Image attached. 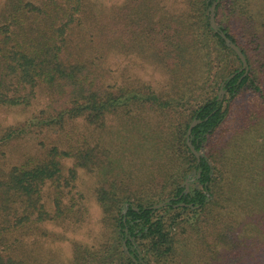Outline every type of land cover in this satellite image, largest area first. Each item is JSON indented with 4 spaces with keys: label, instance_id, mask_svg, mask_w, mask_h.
I'll return each mask as SVG.
<instances>
[{
    "label": "trees",
    "instance_id": "16d2710c",
    "mask_svg": "<svg viewBox=\"0 0 264 264\" xmlns=\"http://www.w3.org/2000/svg\"><path fill=\"white\" fill-rule=\"evenodd\" d=\"M179 1L183 10L161 17V0H126L111 16L92 10V0H0V108L29 106L37 89L48 98L32 120L5 130L0 150L26 127L63 131L83 120L102 128L125 109L126 122L150 110L161 116L154 130L124 135L138 165L125 172L117 158L106 169L97 201L111 229L99 244H74L72 264H263L264 63L254 64L264 49V0ZM221 34L243 54L246 73ZM141 37L170 73L164 92L106 81L110 48L130 50ZM193 121L188 140L198 157L186 145ZM59 148L26 156L0 176V264H31L29 231L52 219L43 187L56 186L59 216L76 169L96 163L95 149ZM64 158L73 162L67 176ZM191 173L197 186L186 190Z\"/></svg>",
    "mask_w": 264,
    "mask_h": 264
},
{
    "label": "rangeland",
    "instance_id": "374dc122",
    "mask_svg": "<svg viewBox=\"0 0 264 264\" xmlns=\"http://www.w3.org/2000/svg\"><path fill=\"white\" fill-rule=\"evenodd\" d=\"M92 10L97 13H105L111 16L116 6L122 5L126 0H92ZM161 11L159 16L175 14L183 10L179 0H161ZM263 4H256L255 10L262 11ZM216 26L219 25L215 22ZM132 49L115 50L110 48L107 60L108 76L107 83L113 84H148L156 91H165L169 83L170 73L165 63L159 58L157 49L143 37L136 38ZM217 51L218 49L215 48ZM257 54V64L264 63V49ZM214 65L209 73V80L216 75L218 63L216 55L213 59ZM187 69L184 74H187ZM264 73V67L261 68ZM219 95L220 91H215ZM253 104L252 101L246 102ZM48 98L46 93L36 90L35 98L26 107L0 108V137L7 128H17L32 120L35 116L46 109ZM237 104H239L237 102ZM255 105H251L254 109ZM238 107L235 108L238 111ZM126 110V109H125ZM121 113L108 116L104 121V127L97 128L88 125L83 120H78L65 127L63 131L43 130L37 127H26V133L12 139L2 145L0 150V176L6 173L11 167L21 165L26 156H33L36 153L43 157L42 153L52 145H58L59 150H66L68 145L76 149L87 147L95 149V165L91 170L76 169L72 186L64 188L61 196V215L55 214L56 208L53 199L56 194V186L46 184L41 191V199L45 206L46 220L39 222L32 227L26 238L25 249L29 251L31 264H72V252L74 244L96 245L104 241V237L111 228L109 222H103V212L97 201V189L101 185L104 173L114 169L117 158L120 167L126 172L134 169L138 162L128 156L130 153L129 139L125 140L124 135H131L136 128L151 130L157 127L161 119L158 112L153 110L143 112L141 116L134 119L132 115L129 122H126L127 114ZM126 122V123H125ZM233 126L234 123H229ZM138 139V137H137ZM45 154V153H44ZM121 156V157H120ZM125 156V157H123ZM123 157V158H122ZM62 173L67 176L68 169L73 167L70 159H62ZM107 169V170H106ZM144 173V170H143ZM142 173V174H143ZM194 173L188 175L184 186L188 190L194 183ZM187 186V187H186ZM143 191L141 186H137ZM132 192L138 194L137 189ZM54 218V219H53ZM264 248V247H263ZM264 264V254H263Z\"/></svg>",
    "mask_w": 264,
    "mask_h": 264
},
{
    "label": "water",
    "instance_id": "95a60500",
    "mask_svg": "<svg viewBox=\"0 0 264 264\" xmlns=\"http://www.w3.org/2000/svg\"><path fill=\"white\" fill-rule=\"evenodd\" d=\"M209 22H210L211 27H212L214 30H217L218 27L216 26V24H215V20H214V6L210 9ZM221 35H222V34H221ZM222 37H223V39H224L225 45H226L228 48H230V49L236 54V56L239 58V60H240L241 63H242L241 70H244V73H246L247 70H248V67H247L246 60H245L243 54L241 53V51L238 49L237 46H235L233 43H231L230 40H228L227 38H225V36L222 35ZM219 95H220V99H221V96H222V91H221V90H220V94H219ZM196 124H197V122H196V121H193V122L189 125V127H188V129H187V132H186V145L190 148V150L192 151V153H193L196 157H198V156H200V154L194 151V149L191 147V144H190V142H189V140H188V139H189V136H190V133H191V129H192ZM186 187H187V186H186ZM163 205H164V203L162 202V203H159V204L155 205L154 208H159V207H162Z\"/></svg>",
    "mask_w": 264,
    "mask_h": 264
}]
</instances>
